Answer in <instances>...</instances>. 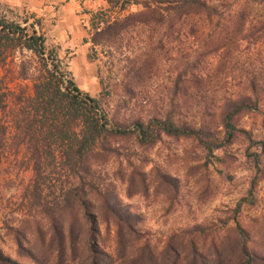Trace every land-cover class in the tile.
Instances as JSON below:
<instances>
[{
  "label": "trees",
  "instance_id": "trees-1",
  "mask_svg": "<svg viewBox=\"0 0 264 264\" xmlns=\"http://www.w3.org/2000/svg\"><path fill=\"white\" fill-rule=\"evenodd\" d=\"M105 2L110 8L138 6L140 10L96 28L89 34L93 46L114 43L128 29L141 27L150 33L148 41L156 37L159 51H170V46L171 51H181L170 98L162 107H154L145 120L135 119L130 127L114 125L99 100L83 94L61 71L38 20L29 23L25 18L21 25L0 14V70L4 73L0 77V167L7 164L31 172L26 182L20 181L18 207L7 211L1 207L0 230L12 237L17 256L31 264H69L78 259L82 264H221L223 250L208 261L196 245L188 249L169 240L161 251L150 245L139 216L117 191V183L125 186L128 197L145 191V162L135 152L125 151L121 143L132 141L136 149L145 150L164 136L192 139L203 153L215 157L214 151L244 134L251 144L264 149L263 141H253L248 131L236 126L263 99L264 84L258 74L245 71V82L217 94L208 90L207 68L212 58L225 51L243 46L246 51L262 50L264 15H253L252 10L264 0ZM25 51L32 57L16 58V54L24 57ZM145 69L135 67L131 77ZM7 72L14 80H30V89L22 85L10 89ZM250 156L255 175L235 212L253 205L254 188L262 174L258 154ZM114 163L117 167L112 171ZM11 176L0 182L15 181ZM103 225L106 233H113V254L101 246ZM236 228L233 247L240 264H264V253L250 247L248 235L238 224ZM0 264L21 263L0 249Z\"/></svg>",
  "mask_w": 264,
  "mask_h": 264
},
{
  "label": "rangeland",
  "instance_id": "rangeland-1",
  "mask_svg": "<svg viewBox=\"0 0 264 264\" xmlns=\"http://www.w3.org/2000/svg\"><path fill=\"white\" fill-rule=\"evenodd\" d=\"M139 10L138 6L120 10L108 5L95 10L78 8L75 22L85 37L78 40L74 48L69 46L70 40L66 36L59 38L43 32L47 33V48L56 51L60 69L66 77L83 94L98 99L113 124L123 127H130L135 119H147L153 115L154 107L160 108L167 103L180 63L178 56L181 51H171L173 46H170V51H159L156 37L148 41L150 33L141 27L128 29L114 43L91 44L89 34L96 28L101 29L107 23ZM252 11L253 15H264V4L255 5ZM0 14L21 25L25 18H29V23L37 20L4 9H0ZM184 52L194 54V51ZM23 55L15 56L17 59L32 57L26 51ZM135 67L147 70L133 79ZM207 68L208 90L217 94H221L224 88L232 91L245 82V71L257 73L264 84V44L261 51H246L244 46L235 51H225L212 58ZM3 74L0 70V77ZM6 74L10 89H17L18 85L30 89V80L18 81L10 72ZM250 104L255 107L253 101ZM263 115L264 96L257 108H251L236 122V126L248 131L253 141L264 142ZM218 136L223 139V134ZM121 146L129 153L135 152L145 162V191L128 197L125 186L119 183L117 191L121 201L139 216L151 246L161 251L169 240L174 246L183 243L188 249L196 245L201 256L208 261L214 259L216 252L223 250L221 264L231 261L240 264L238 250L233 247L238 238V224L248 235L250 247L259 248L264 253V149L261 144H251L244 134H237L231 143L213 152L215 157L203 153L192 139L164 136L155 146L145 150L136 149L132 141L126 140ZM254 153L258 154L262 169L254 188V203L235 212L237 203L246 196L255 175L250 156ZM112 165L110 170L115 171L117 163ZM9 175L15 181L0 182L1 211L18 207L20 199L16 193L21 186L20 181L26 182L31 172H20L3 164L0 181ZM100 241L102 248L113 254V233H106L104 225ZM0 249L21 264H31L17 256L12 237L5 235L3 230H0ZM69 264H82V259Z\"/></svg>",
  "mask_w": 264,
  "mask_h": 264
},
{
  "label": "crops",
  "instance_id": "crops-1",
  "mask_svg": "<svg viewBox=\"0 0 264 264\" xmlns=\"http://www.w3.org/2000/svg\"><path fill=\"white\" fill-rule=\"evenodd\" d=\"M104 6L107 7L105 0H0V9L36 18L42 32L47 31L59 38L66 36L72 48L85 37L84 31L75 22L78 8L95 10Z\"/></svg>",
  "mask_w": 264,
  "mask_h": 264
}]
</instances>
